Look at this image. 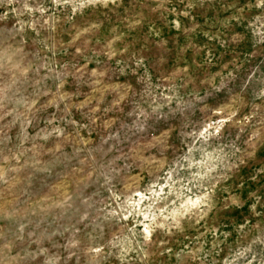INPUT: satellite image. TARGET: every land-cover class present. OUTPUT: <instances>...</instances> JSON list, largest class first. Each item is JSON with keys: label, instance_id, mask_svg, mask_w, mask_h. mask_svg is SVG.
<instances>
[{"label": "rangeland", "instance_id": "1", "mask_svg": "<svg viewBox=\"0 0 264 264\" xmlns=\"http://www.w3.org/2000/svg\"><path fill=\"white\" fill-rule=\"evenodd\" d=\"M0 264H264V0H0Z\"/></svg>", "mask_w": 264, "mask_h": 264}]
</instances>
